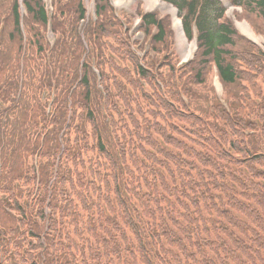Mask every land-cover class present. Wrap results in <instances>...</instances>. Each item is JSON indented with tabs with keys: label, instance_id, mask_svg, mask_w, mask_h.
Returning <instances> with one entry per match:
<instances>
[{
	"label": "trees",
	"instance_id": "obj_1",
	"mask_svg": "<svg viewBox=\"0 0 264 264\" xmlns=\"http://www.w3.org/2000/svg\"><path fill=\"white\" fill-rule=\"evenodd\" d=\"M167 1L199 29L182 67L169 16L140 11L143 58L110 0H53L54 43L42 0H0V264H264V49ZM229 1L264 36V0Z\"/></svg>",
	"mask_w": 264,
	"mask_h": 264
},
{
	"label": "rangeland",
	"instance_id": "obj_2",
	"mask_svg": "<svg viewBox=\"0 0 264 264\" xmlns=\"http://www.w3.org/2000/svg\"><path fill=\"white\" fill-rule=\"evenodd\" d=\"M140 2H142V0L140 1ZM2 4H4V2H2L1 3V5ZM145 6H146V8H147V3H145ZM90 8L91 9H93V5H90ZM148 9V8H147ZM130 10V9H129ZM130 11H133V10H130ZM2 12V13H1ZM4 16H5V11L2 9L1 11H0V21H1V23H2V21H5V18H4ZM242 20V19H241ZM242 24V23H241ZM136 37H138L139 39H142L143 37H140L141 35L140 34H137L136 33V35H135ZM171 44H172V48L173 49H175L176 50V53L178 54L177 56L179 57V58H183L184 57V54L186 53V51H187V46L184 44V43H182L178 38L176 39V38H174V41L173 42H171ZM213 83H214V81H213ZM218 86V85H217Z\"/></svg>",
	"mask_w": 264,
	"mask_h": 264
},
{
	"label": "bare ground",
	"instance_id": "obj_3",
	"mask_svg": "<svg viewBox=\"0 0 264 264\" xmlns=\"http://www.w3.org/2000/svg\"><path fill=\"white\" fill-rule=\"evenodd\" d=\"M130 1V2H129ZM134 1H141V0H117L116 4L117 5H122L123 2H129L132 3ZM147 2V7L149 9H162V8H167L166 5L160 1H155V0H145ZM120 2V3H119ZM122 3V4H121ZM241 30H243L245 33L253 36L248 28L247 25H241Z\"/></svg>",
	"mask_w": 264,
	"mask_h": 264
}]
</instances>
